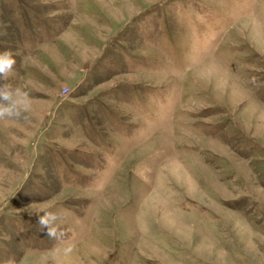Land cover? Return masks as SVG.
I'll return each mask as SVG.
<instances>
[{
    "label": "rangeland",
    "instance_id": "1",
    "mask_svg": "<svg viewBox=\"0 0 264 264\" xmlns=\"http://www.w3.org/2000/svg\"><path fill=\"white\" fill-rule=\"evenodd\" d=\"M3 50L0 264H264V0H0Z\"/></svg>",
    "mask_w": 264,
    "mask_h": 264
},
{
    "label": "clouds",
    "instance_id": "2",
    "mask_svg": "<svg viewBox=\"0 0 264 264\" xmlns=\"http://www.w3.org/2000/svg\"><path fill=\"white\" fill-rule=\"evenodd\" d=\"M17 55H20L19 51L15 53L12 50L0 51V80L7 81L12 75ZM31 108V96L19 84L14 86L11 83H0V121L27 118ZM39 205L40 202H33L26 206L25 212L29 216L35 215L40 230L50 238L56 239L59 233L60 216L57 212Z\"/></svg>",
    "mask_w": 264,
    "mask_h": 264
}]
</instances>
